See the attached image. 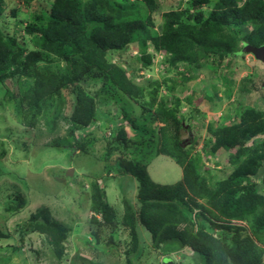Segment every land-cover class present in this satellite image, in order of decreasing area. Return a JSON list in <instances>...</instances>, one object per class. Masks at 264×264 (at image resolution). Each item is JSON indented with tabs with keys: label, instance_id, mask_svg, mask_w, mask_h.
Instances as JSON below:
<instances>
[{
	"label": "trees",
	"instance_id": "trees-1",
	"mask_svg": "<svg viewBox=\"0 0 264 264\" xmlns=\"http://www.w3.org/2000/svg\"><path fill=\"white\" fill-rule=\"evenodd\" d=\"M3 5L0 0V16ZM203 7L210 9L204 12ZM157 9L156 0H53L47 11L34 15L23 28L31 37L32 50L0 29V86L5 103L27 128L41 122L53 133L59 122L65 123L67 137L55 144V150L70 157L76 149L88 153L76 131L102 119L111 123L102 161L108 163L117 155L110 167L133 181L135 203L123 197L119 218L103 184L89 181V223L97 228L90 232L94 248L105 249L99 243L100 229L109 228L112 233L122 229L128 233L123 252L127 264L138 262L147 241L162 257L160 264L164 260L175 264L172 254L186 259L181 252L185 248L200 258L194 264H264V109L247 106L220 125H206L207 159L226 153L231 168L226 177L212 182L203 158L180 141L179 100L174 98V107L158 99V81L138 84L129 68L108 56L119 58L134 44L136 60L145 69L153 63L150 46L163 55L167 69L183 63L191 70V76H181L183 80L201 72L211 77L223 63L231 67L246 47L264 45V0H243L242 4L240 0H189L183 9L162 14L160 32L152 29ZM224 82L230 98L231 82L227 78ZM89 83L102 85L140 108L137 118L125 109L121 112L135 132L133 137L124 123L117 124L100 108ZM212 88L213 95L206 97L213 103L218 90L215 84ZM63 96L69 99L67 114ZM158 156L180 167L179 181L160 185L150 179L147 167ZM23 204L17 196L7 201L5 211L14 214ZM18 232L21 240L26 233H38L54 257L63 258L69 229L48 209L33 212ZM106 242L114 246L112 235ZM8 261L5 258L4 264Z\"/></svg>",
	"mask_w": 264,
	"mask_h": 264
},
{
	"label": "rangeland",
	"instance_id": "rangeland-1",
	"mask_svg": "<svg viewBox=\"0 0 264 264\" xmlns=\"http://www.w3.org/2000/svg\"><path fill=\"white\" fill-rule=\"evenodd\" d=\"M3 13L0 16V29L4 34L12 35L25 49L32 50L31 37L23 32L25 25L33 21L34 15L47 11L53 0H3ZM189 0H156L158 9L152 15L153 31L160 32L162 14L172 10L183 9ZM212 3L215 0H210ZM243 0H240L242 4ZM210 7H203L208 12ZM148 52L153 55V63L143 69L136 60L137 47L132 44L118 58L109 54L112 62L127 67L134 73V81L138 84H152L158 81V99H165L167 104L176 106L174 98L179 100L177 115L183 118L180 128V141L192 154L203 158V166L209 169L212 180L226 177L231 168L227 162V154L219 152L207 159L206 125L222 124L228 117L233 118L244 107L264 109V63L250 52H244L232 60L231 67L220 65L211 77L201 72L196 78L185 81L182 75H192L183 63L167 69L163 55L155 54L149 46ZM224 78L231 82V96L226 97ZM212 84L218 90L212 103L207 95H213ZM170 87H174L169 91ZM151 88H153L151 86ZM90 93L97 95V102L104 112L114 118L117 124H125L129 136L135 132L121 118L122 109L130 113L131 118L140 115V108L118 93L108 92L102 85L88 84ZM190 100V101H189ZM63 111L68 113L67 97L63 96ZM68 104V105H67ZM154 123L153 126H156ZM111 123L98 120L91 128L76 131L86 142L87 154L76 149L68 156L67 152H57L55 144L67 137L68 126L59 122L53 133H48L41 122L33 129L27 128L16 119L11 105L5 103L3 87L0 86V264L9 258L7 264H127L125 244L128 233L122 229L113 233L109 228L100 229V246L94 248L95 241L90 232L96 230L89 223V181L98 180L104 186L108 202L121 217L123 197L133 199V181L123 178L110 167L117 155H113L108 163L102 161L105 153L106 139L109 137ZM190 128V129H189ZM109 166L110 171L106 170ZM71 175H67L69 170ZM150 179L160 185H171L181 178V169L171 159L158 156L147 167ZM57 174V175H56ZM20 197L24 204L14 214L5 211L7 201ZM39 208L50 211L51 216L63 223L68 229L65 240V254L58 260L51 248L38 233H26L20 239L19 230L27 223L30 215ZM144 232V231H143ZM112 235L114 246L108 247L107 238ZM145 239L148 237L144 232ZM186 259L172 254L175 264H194L200 261L198 256L188 250L181 251ZM162 257L148 241L142 257L136 264H160ZM183 262V263H182Z\"/></svg>",
	"mask_w": 264,
	"mask_h": 264
},
{
	"label": "water",
	"instance_id": "water-1",
	"mask_svg": "<svg viewBox=\"0 0 264 264\" xmlns=\"http://www.w3.org/2000/svg\"><path fill=\"white\" fill-rule=\"evenodd\" d=\"M245 52H250L255 55L256 58L260 59L264 63V45L254 48V47H246L244 49ZM71 169L68 171L67 175H71ZM164 264H169L168 262L164 261Z\"/></svg>",
	"mask_w": 264,
	"mask_h": 264
},
{
	"label": "clouds",
	"instance_id": "clouds-1",
	"mask_svg": "<svg viewBox=\"0 0 264 264\" xmlns=\"http://www.w3.org/2000/svg\"><path fill=\"white\" fill-rule=\"evenodd\" d=\"M185 249H188L190 252H191V255H192V251L189 249V248H185ZM184 250V249H183ZM166 261V260H164ZM164 261H163V264H164ZM167 262V261H166Z\"/></svg>",
	"mask_w": 264,
	"mask_h": 264
}]
</instances>
